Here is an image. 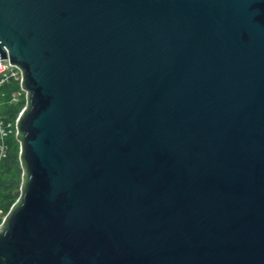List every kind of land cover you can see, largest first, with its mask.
<instances>
[{
  "label": "water",
  "instance_id": "water-1",
  "mask_svg": "<svg viewBox=\"0 0 264 264\" xmlns=\"http://www.w3.org/2000/svg\"><path fill=\"white\" fill-rule=\"evenodd\" d=\"M0 63V264H264V0H0Z\"/></svg>",
  "mask_w": 264,
  "mask_h": 264
},
{
  "label": "trees",
  "instance_id": "trees-1",
  "mask_svg": "<svg viewBox=\"0 0 264 264\" xmlns=\"http://www.w3.org/2000/svg\"><path fill=\"white\" fill-rule=\"evenodd\" d=\"M18 90V85L13 81L2 87L4 104L1 109L4 116L3 122H5L8 130L4 140L5 150L0 159V210L4 213H7L13 204H16L15 208L20 204L26 186V171L24 163H22L23 143L20 133L16 135L14 128V123L26 105L23 98H19L16 102L13 101V94L17 93ZM8 124L11 127H8Z\"/></svg>",
  "mask_w": 264,
  "mask_h": 264
},
{
  "label": "built area",
  "instance_id": "built-area-1",
  "mask_svg": "<svg viewBox=\"0 0 264 264\" xmlns=\"http://www.w3.org/2000/svg\"><path fill=\"white\" fill-rule=\"evenodd\" d=\"M11 81L16 83L19 87L18 92L13 94V101H18L19 98H23L26 101L25 107L23 108V110L19 114L16 122L14 123V128H15L16 134H17V131H18L17 125L21 119L22 114L28 108V99L30 97V93H28L29 91H27V90H23V86H24V72H23V70L20 67H14V66L11 67V66L7 65L6 63H0V149H1L0 159L3 155L4 150H5L4 140L7 137V133H8L6 124H5V122H3L4 116L2 114V109H1V106H2L1 101L4 97V94L2 92V87L5 84L10 83ZM8 127H11V125L8 124ZM14 205H16V204H13V206ZM12 207L9 209V211L7 213H4L2 210H0V228L3 224L4 219H6V216L9 214Z\"/></svg>",
  "mask_w": 264,
  "mask_h": 264
},
{
  "label": "rangeland",
  "instance_id": "rangeland-1",
  "mask_svg": "<svg viewBox=\"0 0 264 264\" xmlns=\"http://www.w3.org/2000/svg\"><path fill=\"white\" fill-rule=\"evenodd\" d=\"M1 102H2V105H3V104H4V97H3V99H2V101H1ZM14 102H16V101H14ZM1 107H2V106H1Z\"/></svg>",
  "mask_w": 264,
  "mask_h": 264
}]
</instances>
